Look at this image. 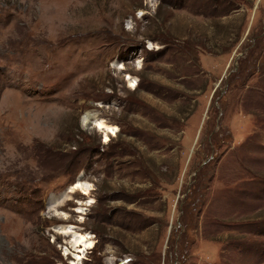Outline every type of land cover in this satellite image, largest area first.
Returning <instances> with one entry per match:
<instances>
[{
	"label": "rangeland",
	"instance_id": "rangeland-1",
	"mask_svg": "<svg viewBox=\"0 0 264 264\" xmlns=\"http://www.w3.org/2000/svg\"><path fill=\"white\" fill-rule=\"evenodd\" d=\"M263 132L264 0H0V264H264Z\"/></svg>",
	"mask_w": 264,
	"mask_h": 264
},
{
	"label": "bare ground",
	"instance_id": "bare-ground-1",
	"mask_svg": "<svg viewBox=\"0 0 264 264\" xmlns=\"http://www.w3.org/2000/svg\"><path fill=\"white\" fill-rule=\"evenodd\" d=\"M93 118L94 117H92L91 114H88V115H86L84 117V121L87 122V121H89V120H91ZM95 125L99 129L104 131L106 140L110 139L109 138L110 137L109 134L116 135L117 127H115V126L106 125L101 120L100 121H96ZM81 187H83V189H84L85 185H83V183L78 182L75 185H73L72 188L78 189V188H81ZM62 232L65 233V234H71V233L75 234L74 227L72 225H67ZM74 237H76V238L73 241V246L78 249V253H79L76 256H77L78 259H81L83 256L80 253L87 251L86 250L87 248H91L94 245V241L91 240V236L89 234H76Z\"/></svg>",
	"mask_w": 264,
	"mask_h": 264
},
{
	"label": "crops",
	"instance_id": "crops-1",
	"mask_svg": "<svg viewBox=\"0 0 264 264\" xmlns=\"http://www.w3.org/2000/svg\"><path fill=\"white\" fill-rule=\"evenodd\" d=\"M263 135H264V132L262 133ZM261 154L263 155V159H264V153L263 152H261ZM260 190H262L261 188L258 190V191H260ZM253 198H256V200H262V199H260V198H258V197H253ZM76 230V229H75ZM76 234H79V233H76ZM75 234V235H76Z\"/></svg>",
	"mask_w": 264,
	"mask_h": 264
},
{
	"label": "trees",
	"instance_id": "trees-1",
	"mask_svg": "<svg viewBox=\"0 0 264 264\" xmlns=\"http://www.w3.org/2000/svg\"><path fill=\"white\" fill-rule=\"evenodd\" d=\"M238 71H239V70H238ZM238 71H234L235 75H236V73H237ZM260 255H262V256H263L264 254H260Z\"/></svg>",
	"mask_w": 264,
	"mask_h": 264
}]
</instances>
